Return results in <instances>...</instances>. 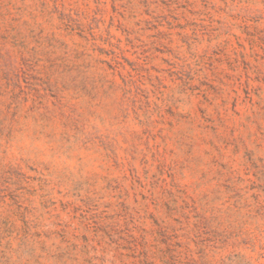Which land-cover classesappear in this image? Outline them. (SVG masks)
<instances>
[{"label":"rangeland","instance_id":"rangeland-1","mask_svg":"<svg viewBox=\"0 0 264 264\" xmlns=\"http://www.w3.org/2000/svg\"><path fill=\"white\" fill-rule=\"evenodd\" d=\"M0 264H264V0H0Z\"/></svg>","mask_w":264,"mask_h":264}]
</instances>
